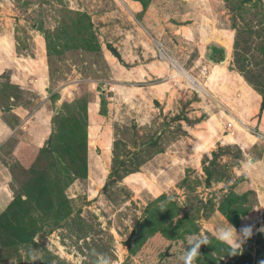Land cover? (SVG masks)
<instances>
[{
  "label": "rangeland",
  "instance_id": "374dc122",
  "mask_svg": "<svg viewBox=\"0 0 264 264\" xmlns=\"http://www.w3.org/2000/svg\"><path fill=\"white\" fill-rule=\"evenodd\" d=\"M136 1L0 0V24L14 26L24 46L21 54L35 57L30 47L37 35L58 51L46 56L47 101L40 105L37 94L24 96L20 89H10L17 108L33 113L39 105L45 106L51 127L41 155L39 151L29 167L11 162L10 198L14 201L19 194L28 199L24 190L32 178L45 184L59 181L71 211L56 226L53 210L47 208L49 195L37 202L38 192L30 193L34 201L25 224L40 228L34 234L39 242L21 243L3 231L0 264H96L100 253L116 264H183L180 257L188 247L187 237L201 231L210 243L201 247L196 260L211 264V256L218 253L214 217L220 214L227 220L222 207L232 192L243 197L242 207L248 213L238 226L227 220L218 228L231 225L239 240L242 229L250 227L251 237L237 249V259L241 262L246 254L253 264H264V180L248 173L244 165L251 162L240 146L222 139L234 136L236 127H241V133L245 129L256 137L250 149L253 158L264 157V0H152L145 12L156 11L155 25L176 29V34L169 32L168 42L146 32L145 12H137ZM192 26L203 32L195 35L196 42L187 29ZM186 29L189 32L184 33ZM213 36L215 40H210ZM86 40L99 50L90 49ZM162 42L168 47L165 51ZM151 51L156 52L154 57ZM241 55L252 73L250 83L237 63ZM154 61L162 63H157L161 70L152 67ZM165 62L172 77L164 74ZM214 64H221L216 77L228 83L218 97L232 106L217 103L208 91ZM228 71L241 83L233 85L232 78L226 77ZM245 87L260 96L255 103L259 113L250 99L240 102L238 90ZM67 104L70 113H79L85 120L87 174L82 179H68L56 154L44 151L51 146L57 117L62 116L56 114ZM220 111L226 112L228 120L205 126ZM250 117L257 123L253 127L246 125ZM12 118L16 125L20 123L17 115ZM211 135L213 144L198 148L199 141ZM15 147L9 143L2 150ZM212 159L216 164L211 169L219 171V180L210 183L203 166ZM260 173L264 174L263 166ZM2 181L0 175V185ZM222 260L239 263L228 254ZM216 261L222 264L220 258Z\"/></svg>",
  "mask_w": 264,
  "mask_h": 264
},
{
  "label": "crops",
  "instance_id": "0c3cea01",
  "mask_svg": "<svg viewBox=\"0 0 264 264\" xmlns=\"http://www.w3.org/2000/svg\"><path fill=\"white\" fill-rule=\"evenodd\" d=\"M140 3H141L140 1L138 2L136 1L133 4L137 8V12L141 14L143 11V5ZM149 11L150 9L142 15L145 21V24L149 29H147V27L146 28L144 27V28L146 32H148L149 35L150 33L153 35L159 34L160 39L166 42L167 38L170 37L169 32H174V34H176V29H171L169 25L167 26L155 25V23L157 24L158 22L157 19L155 18L156 11L153 14L148 13ZM6 25H8L7 22H6ZM5 27L3 24H0V175L3 176L2 185H0V215L3 212H5V210L10 206V204L13 201V198L12 199L10 198V192H9V186H8V181L10 178H12L10 177L11 175L10 168H12L11 162L17 160L21 163V165L24 168L29 167L30 166L29 163L31 162L33 157H34L33 159L35 160V157L37 156V154L39 153V151L41 150L42 146L45 143L47 134H49V131L51 130V127H48L49 121L46 119L47 117H49L48 113L46 112L48 109L45 106L40 107V105L44 103L47 98L46 97V94H48L47 85H49V80H48L49 76L47 74L46 39H44L41 35H37L34 38L31 47L29 44L30 49H32L35 53V57L33 58L31 54L28 57H26L24 54H21V51H23L24 46H22V43L20 42L21 39H19V35H17L18 33L16 29L14 28V26H11V28H9L8 26H5ZM187 29L183 32L184 33L189 32L190 35L192 34L191 35L192 40L195 42L197 40L195 35H197L198 32L199 34H203L201 29H198L197 31L194 26H192L191 28H187ZM17 38H18V41H17ZM201 40L203 39H200V41ZM210 40H215V37L213 39L211 38ZM162 43L163 44L161 45L165 51V49L168 47L165 45L164 42ZM201 46L202 44H199L197 46L199 53H202ZM155 54H156L155 51H151L152 57H154ZM167 57L168 55L166 56V54H164V58L167 59ZM157 63H159L158 65L162 64L161 62L154 61L152 62V65H153L152 67L156 68L157 70H161V68L157 67L158 66ZM220 66L221 64H214V66L212 67L214 70L208 77L207 88H208V91H210L209 93L211 94V97H214L217 100V103H220L223 106H232V105H225L226 101H224L223 98L220 99L218 97L221 91L224 88L226 89V85L228 84V83L226 84L223 83L222 80L216 77V74L218 70L220 69ZM169 69L170 67L166 65V62H165L164 74L165 76L168 75L169 77H172L171 73H169L171 72V70L169 71ZM226 75H227L226 76L227 78H228V75L232 78L230 79V81L233 82V85L235 82H237V85H238V83H241L242 81V79H240V77H237L233 71H228ZM11 88L20 89L21 94L24 96H27L28 93L37 94L38 96H40V99H41L40 101L41 103H39L40 105L35 108L33 113H30V111H28L27 109L23 107H19V108L15 107L14 105L15 96L14 94H10ZM238 92L241 94L240 102H241V99L243 100L247 99V101L250 99L252 103H254L253 108H255L256 110L257 109L259 110L258 103L257 105L255 103L259 101L260 96L256 93V91L245 87L243 89H239ZM247 101H246V104H247ZM226 103L229 104L228 102ZM241 103L245 104V102L243 101ZM249 108H251V106H249ZM259 112L260 110L257 113ZM225 113L226 112L224 111L214 113L206 121L207 123L205 122L203 123H205V126L208 125L210 127H215L216 123L219 124L220 120H224V121L228 120L227 119L228 116ZM14 115H17L19 118H21L20 123L18 125L14 123V119L12 118V116ZM28 115H31V117L29 118ZM245 116L247 117V115ZM237 118L243 121H246L245 119H243L244 116H241V117L238 116ZM239 119H237V121H239ZM249 121H251V123H248V124H246L247 122H244V123L252 127L254 126V124H257L251 117L249 118ZM236 130L237 131L234 134V136L229 134L227 136L222 137L223 141L225 143H228L229 145L237 144L238 146H240L245 152L244 155L247 156V159L251 162L250 165H247V163L246 165H244V166H247L248 173H252V175L255 178L258 177L259 179L264 180V174L260 173L262 166L264 169V157L260 158L259 156H257L255 159L253 158L254 153L252 152V150L250 152V149L251 148L253 149V145L256 143V141L254 142L256 137L248 133L245 129L241 133V127H238V128L236 127ZM213 137L214 135L213 136L211 135L208 138L206 137L203 138L202 141H199L198 148L205 150V147L208 144H213V141H215L213 140ZM230 138H233V139L236 138L237 140L231 141ZM9 143L13 144L16 147L14 148L13 151H10L9 149V151H6L4 153L2 148L6 147L7 149V146ZM11 156L13 157V159L14 158L16 159L12 160ZM214 218L216 219V222L218 223V227L228 222L224 218V216L220 214L219 215L217 214ZM227 226L229 225L227 224ZM218 227L214 226L213 229H215V231L217 232V230L219 229ZM233 234H234V237L237 239V234L234 233V231H233ZM214 239H217V238H214ZM227 254L228 253L225 252V254L223 255L225 256Z\"/></svg>",
  "mask_w": 264,
  "mask_h": 264
},
{
  "label": "trees",
  "instance_id": "16d2710c",
  "mask_svg": "<svg viewBox=\"0 0 264 264\" xmlns=\"http://www.w3.org/2000/svg\"><path fill=\"white\" fill-rule=\"evenodd\" d=\"M141 4L143 5V11L145 12L149 6L150 1L152 0H139ZM142 14V13H141ZM144 14V13H143ZM142 14V15H143ZM79 24H76V27H78ZM86 43L90 46H88L90 49L94 51H98V46H93L92 41L89 44L88 40H86ZM47 44V54L50 53H57L58 51H55L56 48L51 47L50 41H46ZM236 46L238 47V43L236 40ZM50 48V49H49ZM248 50H246L247 52ZM49 52V53H48ZM243 55V54H242ZM241 57L243 58V56ZM246 58L240 59L237 58V63L240 66L242 72L245 74V77L247 81H250V76L252 73L247 71V64H246ZM258 89V88H256ZM259 90V89H258ZM263 90H259V92L262 93ZM264 93V92H263ZM55 98V97H54ZM53 99V97H52ZM54 100V99H53ZM106 104V103H105ZM104 104V105H105ZM82 105V104H80ZM81 108L84 110L86 109V105L84 104ZM66 110V111H65ZM65 110L57 113V122L54 128H52V133L50 135L49 142L51 143V146L48 150H44L46 152H53L57 156V164L60 167L61 170L64 171L67 175V178H84L87 174V134L85 133V120L79 113H70V105L67 104L65 106ZM69 112V113H66ZM151 144H155V140L151 139ZM43 149V148H42ZM41 149V151H42ZM41 151L39 155H41ZM38 155V156H39ZM207 160V159H205ZM214 159L209 161V165H205V162L203 163L204 172L207 176L206 180L210 183H212L213 180H216L217 177H219V171H216L214 169H211L216 162ZM124 164V163H123ZM116 173V171H113L112 176ZM71 174H73L71 176ZM229 174V173H228ZM75 176V177H73ZM230 178V177H229ZM33 180L28 184V188L26 187V190L24 192L29 193L28 199H23L22 195H17V197L12 201L10 206L0 215V233L3 234L4 232H8L10 234H13L21 243H31L33 241L34 234L37 233L40 228L36 227L35 225H27L25 224V218L27 217V213L31 212V202L34 200L38 202L39 198L41 196H48L49 200H47V203L50 202L48 205V209L50 211L53 210V215L55 216L56 226L60 225L62 220L71 214L69 204L63 197V188L61 187L59 181L58 182H52L49 184H45L43 181L39 179L32 178ZM219 180V179H217ZM229 180V179H228ZM73 181V180H72ZM66 182V181H64ZM241 182V181H240ZM70 182L66 183L69 184ZM42 185V186H41ZM50 186V187H49ZM40 188V191L38 190ZM66 188V186L64 187ZM32 192L37 193V196L34 197V200L30 194ZM23 194V191H22ZM226 200L223 202L224 206L223 213L226 216L227 220L230 221V223H233L234 225H239V221L242 217H244L248 212L244 209L242 206H244L245 201L242 196H235L234 192H232L230 195H227ZM46 203V201H45ZM235 207H239L238 209H235ZM243 208V209H240ZM227 208V210H226ZM35 209V208H34ZM33 209V210H34ZM15 232L13 233V231ZM50 232V231H49ZM217 246L216 249L218 253L216 252L214 255H212L211 264H216L217 261H222V264H224L222 257L225 252L228 253L229 256L232 257L233 262H237V254L238 251L233 254L232 248L225 244L224 242L220 241L219 239H215ZM248 249V248H246ZM210 252L214 253L213 249H210ZM247 252H250L249 249ZM249 255L241 259L238 264L245 263L253 264L252 257L250 258ZM210 257V256H209ZM199 264H202L199 260H195Z\"/></svg>",
  "mask_w": 264,
  "mask_h": 264
},
{
  "label": "clouds",
  "instance_id": "9594fccd",
  "mask_svg": "<svg viewBox=\"0 0 264 264\" xmlns=\"http://www.w3.org/2000/svg\"><path fill=\"white\" fill-rule=\"evenodd\" d=\"M252 234V229L250 227L242 229V235H239V240L234 237L233 228L231 225L227 227H220L217 230V239L222 242L227 243L233 250L235 254L236 250L241 247L244 240L250 238ZM35 242H39L38 235L33 237ZM188 247L186 248L184 254L180 257L183 264H194V261L201 257V247L206 246L210 243L209 237L203 231L199 234H192L187 237ZM96 264H116L113 258L107 254L100 253L97 254Z\"/></svg>",
  "mask_w": 264,
  "mask_h": 264
},
{
  "label": "water",
  "instance_id": "95a60500",
  "mask_svg": "<svg viewBox=\"0 0 264 264\" xmlns=\"http://www.w3.org/2000/svg\"><path fill=\"white\" fill-rule=\"evenodd\" d=\"M111 51L115 54V55H118L117 54V51L114 49V48H111ZM219 58H221V56H218ZM263 102H264V100H263Z\"/></svg>",
  "mask_w": 264,
  "mask_h": 264
},
{
  "label": "bare ground",
  "instance_id": "6f19581e",
  "mask_svg": "<svg viewBox=\"0 0 264 264\" xmlns=\"http://www.w3.org/2000/svg\"><path fill=\"white\" fill-rule=\"evenodd\" d=\"M188 74V73H187ZM186 77V76H185ZM190 78V77H189ZM192 81H195V80H193V79H191ZM197 84V83H196ZM198 85V84H197Z\"/></svg>",
  "mask_w": 264,
  "mask_h": 264
}]
</instances>
